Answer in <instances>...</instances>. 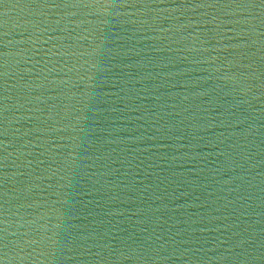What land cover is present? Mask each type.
<instances>
[{
  "label": "water",
  "instance_id": "95a60500",
  "mask_svg": "<svg viewBox=\"0 0 264 264\" xmlns=\"http://www.w3.org/2000/svg\"><path fill=\"white\" fill-rule=\"evenodd\" d=\"M0 264H264V0H0Z\"/></svg>",
  "mask_w": 264,
  "mask_h": 264
}]
</instances>
